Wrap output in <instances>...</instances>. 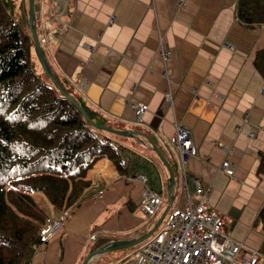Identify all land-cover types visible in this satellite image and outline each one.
<instances>
[{
    "label": "crops",
    "instance_id": "1",
    "mask_svg": "<svg viewBox=\"0 0 264 264\" xmlns=\"http://www.w3.org/2000/svg\"><path fill=\"white\" fill-rule=\"evenodd\" d=\"M236 2L34 0V27L50 73L82 114L121 132L85 117L98 128L97 138L127 146L141 165L122 175L107 157L96 160L73 213L49 230L61 218L56 210L30 264H82L105 244L145 233L169 200L161 156L175 178L171 212L184 207L197 177L222 231L264 254V72L254 63L264 49V23L240 22ZM23 12L29 25L26 5ZM178 126L192 135L184 167L175 144ZM146 191L159 198L151 218L140 209ZM132 247L99 253L89 264H107L116 250L121 255L112 264H122L124 254L134 256ZM236 255L215 264H241Z\"/></svg>",
    "mask_w": 264,
    "mask_h": 264
},
{
    "label": "trees",
    "instance_id": "2",
    "mask_svg": "<svg viewBox=\"0 0 264 264\" xmlns=\"http://www.w3.org/2000/svg\"><path fill=\"white\" fill-rule=\"evenodd\" d=\"M235 7L240 22L264 23V0H237ZM25 27L0 0V264H30L44 239L50 218H41V226L31 222L40 219L31 192H43L62 210L88 185L86 173L99 158L110 159L122 175L135 174L141 165L127 146L97 138L98 128L69 100V91L60 85L61 92L36 70L39 61ZM255 56L264 72V49ZM259 170L264 174V154ZM72 189L78 191L71 198ZM124 255L122 263L130 257Z\"/></svg>",
    "mask_w": 264,
    "mask_h": 264
},
{
    "label": "built area",
    "instance_id": "3",
    "mask_svg": "<svg viewBox=\"0 0 264 264\" xmlns=\"http://www.w3.org/2000/svg\"><path fill=\"white\" fill-rule=\"evenodd\" d=\"M113 21L114 16L111 15L109 23ZM262 90L264 91V88ZM164 97L167 101L172 100L170 92H166ZM137 108L139 112L145 110L142 104H138ZM249 134L254 136V132ZM175 144L184 167L193 148L191 132L183 126H178ZM227 165L228 162L223 161L222 166ZM139 178L143 182L146 180L144 176ZM192 182L193 190L186 192L184 207L169 211L163 227L141 243L134 258L123 264H215L224 258L234 260L236 248L242 251L240 255H236L241 264H258L260 259H264V254L248 247L244 248L241 242L222 231L218 216L209 209L207 191H204L199 178L195 177ZM158 205L157 194L146 191L145 201L140 208L142 213L152 216ZM68 217L69 213L64 212L49 230L60 228Z\"/></svg>",
    "mask_w": 264,
    "mask_h": 264
},
{
    "label": "water",
    "instance_id": "4",
    "mask_svg": "<svg viewBox=\"0 0 264 264\" xmlns=\"http://www.w3.org/2000/svg\"><path fill=\"white\" fill-rule=\"evenodd\" d=\"M28 13H29V26H30L29 28H30L31 36H32V39H33V42H34V49H35V53H36L37 59H38L40 65H41L43 71L50 78V80L53 82V84L56 86V88H58L61 92H63V89L61 88L60 84L55 80L54 76L50 73V71H49V69H48V67L46 65V59L44 57V54H43V51H42L38 36L36 34V30H35V27H34V21H33V19H34V16H33L34 15V0H28ZM80 110L82 111V109H80ZM82 112H83V114L85 115V117L87 118V120L91 124L99 126L100 128H103V129H109L110 131H114L117 134L121 133L120 131H116V130H113V129H110V128H106V127H103V126L93 122L86 115V113L84 111H82ZM161 159L165 163V165L167 166V168L169 170V176H170L169 194L170 195H169L168 204H167L165 210L161 213V215L159 216V218L157 219V221L155 222L153 227L150 228L145 233H143L142 235L138 236L137 238H133V239H130V240L113 241V242H110L108 244H105L104 246H102V247H100V248H98L96 250H93V251L89 252L87 254V256L85 257V259L83 260L82 264H89L91 259H92V257H94L95 255H97L99 253H104V252H107L109 250H114V249L128 248V247L137 245V244L141 243L142 241L146 240L148 237H150L154 233L156 228L162 222L166 212L168 211V209H169V207L171 205L172 198H171L170 191H171V189L173 187V184L175 182L174 173L172 171V168L167 163V161L163 158V156H161Z\"/></svg>",
    "mask_w": 264,
    "mask_h": 264
},
{
    "label": "rangeland",
    "instance_id": "5",
    "mask_svg": "<svg viewBox=\"0 0 264 264\" xmlns=\"http://www.w3.org/2000/svg\"><path fill=\"white\" fill-rule=\"evenodd\" d=\"M7 4H8V8L10 10L11 13H13V15L15 16L16 19H18V21L23 25L26 26L27 28H29L30 26L27 24L26 18H25V12H23V7H28V0H6ZM25 27V28H26ZM38 72L41 71L40 68L36 69ZM153 186L157 185L156 182H154L152 184ZM77 189H72L70 191H68L67 194H71V198L72 195L77 193ZM84 191V190H83ZM30 196L33 198V202L35 203L36 207H33L34 210L39 214L40 219L36 220V219H31V222L37 226H41L42 221L41 218L43 217H53L54 214H56V210H58V212L60 214H63L64 212H68L69 216L73 213L72 209H75L76 205L78 204L79 201H75L72 198V206L68 205L67 208L65 209H58L56 208L49 200L47 195H45L43 192L41 191H34L30 193ZM74 198L77 200L78 198H80V194L79 195H75ZM145 201V199H144ZM157 215V214H156ZM169 215V214H168ZM168 215L165 217L164 221L167 220ZM72 217V216H71ZM156 217V216H155ZM163 223L159 226V229H161L163 227ZM36 252V251H35ZM116 254L112 257L111 260H106L107 264H112L114 261H118V257L121 255V250H116Z\"/></svg>",
    "mask_w": 264,
    "mask_h": 264
},
{
    "label": "clouds",
    "instance_id": "6",
    "mask_svg": "<svg viewBox=\"0 0 264 264\" xmlns=\"http://www.w3.org/2000/svg\"><path fill=\"white\" fill-rule=\"evenodd\" d=\"M33 21H34V19H33ZM29 30H30V28H29ZM30 32H31V31H30ZM38 39H39V38H38ZM39 42H40V40H39ZM40 45H41V44H40ZM41 48H42V47H41ZM169 211H171V206L169 207L168 211L166 212V214H165V216H164L162 222L160 223V225H161L162 223H163V224L165 223L164 219H165V217L169 214ZM141 212H142V211H141ZM153 214H154V213H153ZM60 216H62V214H60ZM144 216H145V218H151L153 215H152V216H146V215H144ZM68 218H69V217H68ZM68 218H67V219H68ZM158 218H159V216L157 217V219H158ZM59 219H60V218H59ZM59 219H58V220H59ZM67 219H66V220H67ZM157 219H156V221H157ZM156 221H155V222H156ZM155 222H154V224H155ZM154 224H153V225H154ZM153 225L151 226V228L153 227ZM160 225H159V226H160ZM159 226L156 228V230L154 231V233H156V231L159 229ZM149 229H150V228H149ZM149 229H148V230H149ZM46 230H47V229H46ZM46 230H45V231H46ZM148 230H147V231H148ZM154 233H153V234H154ZM153 234H152V235H153ZM152 235H151V236H152ZM93 236H94V238H92V239H95V235H93ZM151 236H150V237H151ZM150 237H148V238H150ZM148 238H147V239H148ZM147 239H146V240H147ZM146 240L142 241L141 243L145 242ZM141 243H139V244H137V245H134V246H137L136 249H135V251H134V256H135V252H136L137 248L139 247V245H140ZM134 256H133L131 259H129V260H132V259L134 258ZM129 260H127V261H129ZM125 262H126V261H125ZM123 263H124V262H123ZM123 263H122V264H123Z\"/></svg>",
    "mask_w": 264,
    "mask_h": 264
}]
</instances>
